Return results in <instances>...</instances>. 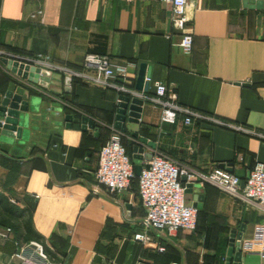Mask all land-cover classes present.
Wrapping results in <instances>:
<instances>
[{
  "label": "crops",
  "instance_id": "0c3cea01",
  "mask_svg": "<svg viewBox=\"0 0 264 264\" xmlns=\"http://www.w3.org/2000/svg\"><path fill=\"white\" fill-rule=\"evenodd\" d=\"M248 1L264 2L188 0L184 32L193 43L185 54L170 7L159 0H0V102L7 91L36 100L23 139L0 142V196L27 212L14 221L11 239L0 240V264H21L15 255L28 243L22 240L27 218L57 264H225L231 231L235 242L253 237L264 219L259 207L196 181L185 194L189 205L201 196L193 232H149L163 253L133 241L145 229L136 183L121 194L93 192L98 152L115 129L119 94L80 79L65 90L67 76L60 72L84 71L86 54L104 55L126 67L128 87L136 91L143 67L151 81L176 93L180 105L224 126L186 127L181 118L164 124L160 108L145 101L138 124H126L123 134L127 148L137 143L133 132L147 142L142 160L133 163L147 160L153 148L199 174L229 165L243 179L255 162L264 164V139L239 130L264 135V8ZM37 55L48 56L57 68L52 74L61 75L58 93L28 83L2 62L28 63ZM144 94L153 95L152 84ZM66 115L73 124L87 117L95 129L67 128ZM241 256L242 264H264L256 254Z\"/></svg>",
  "mask_w": 264,
  "mask_h": 264
},
{
  "label": "built area",
  "instance_id": "2783aa9c",
  "mask_svg": "<svg viewBox=\"0 0 264 264\" xmlns=\"http://www.w3.org/2000/svg\"><path fill=\"white\" fill-rule=\"evenodd\" d=\"M159 1L170 7L171 27L181 33L178 45L183 53L189 54L192 50L193 37L184 32L186 25L190 22L186 15L188 0ZM1 57L2 54L0 53ZM4 60L34 67L40 71L52 73L57 70L48 56L37 55L28 63L7 58ZM82 67L84 71L63 69L60 72L71 80L80 79L103 89L114 88L119 96L129 94L134 97L136 95L143 101H150L160 108V122L164 124H174L181 118L182 124L186 127L192 126L194 122H209L224 126V123L214 116L180 105L176 93L169 91L166 85L160 81H151L150 78L144 79L145 82L153 86L152 96L129 88L126 67L113 63L108 56L86 54L83 58ZM117 80L120 81V84H115ZM239 130L264 139V135L261 133L242 128ZM122 139L123 133L114 129L108 140L101 146L98 152L97 169L94 174L96 187L93 192L100 194L103 192L109 195L121 194L130 189L134 179L137 180V194L144 212L142 225L145 229L135 233L132 239L143 247L157 253L165 251V248L155 241L149 232L172 235L178 231L193 232L195 230L198 208L193 205H185V190L186 185H192L196 181L202 186L204 184L211 185L232 198L251 203L259 207L264 213L263 163L255 162L243 179L231 172L229 165H222L219 168L211 169L206 174H199L190 167L150 148L151 157L141 162L140 174L136 176L132 156L126 153ZM12 232L10 226L0 224V240H10ZM236 242L241 255L256 254L264 258V219L255 226L251 239ZM15 257L21 264H57L46 253L43 245L35 241L22 246Z\"/></svg>",
  "mask_w": 264,
  "mask_h": 264
},
{
  "label": "water",
  "instance_id": "95a60500",
  "mask_svg": "<svg viewBox=\"0 0 264 264\" xmlns=\"http://www.w3.org/2000/svg\"><path fill=\"white\" fill-rule=\"evenodd\" d=\"M248 3L251 5L254 4V7L258 9L264 8L263 1H248ZM2 62L7 64L12 73H16L18 76L22 77V79L27 80L28 83L37 85L38 87L48 91L56 92L50 88L52 87V84H54V87H56V85L59 86V81L62 80L61 77H54V74L49 71H40L37 68L24 66L22 64L19 65L16 62L11 63L10 61L8 62L4 59ZM145 78H149V76L145 75L142 67L138 73L135 83V90L137 92L143 91L144 93H147L149 83L144 81ZM71 82L72 80L70 78L63 79L65 90L71 85ZM118 100L113 127L124 134L127 130L126 124H138L142 106L145 101L129 94L120 95ZM35 104L36 100L29 97V95L15 94L12 91H7L5 93L3 100L0 102V142L11 144L14 140L21 141L23 139L29 128L28 112H31L32 109L36 110ZM58 112L59 109H53L52 113L55 114ZM63 121L65 122V126L67 128L81 129L82 131L95 129V122L87 117H82L79 123L73 124L72 116L66 115L63 117ZM132 137L137 140V143L132 149V158L136 161H140L142 160L141 154L143 153L142 146L147 144V142L145 139L139 138L138 134L135 132L132 133ZM148 146L152 147L153 144L148 143ZM146 157V159H150L151 155L148 154ZM140 170L141 165L135 163L134 172L136 176L140 174ZM182 181L184 182V179H182ZM192 192L193 185H186L185 194H191ZM200 202L201 196H198L193 206L200 209ZM237 245L238 243L235 242V233L234 231H231L229 235L225 264H242V256L240 251L237 249Z\"/></svg>",
  "mask_w": 264,
  "mask_h": 264
},
{
  "label": "trees",
  "instance_id": "16d2710c",
  "mask_svg": "<svg viewBox=\"0 0 264 264\" xmlns=\"http://www.w3.org/2000/svg\"><path fill=\"white\" fill-rule=\"evenodd\" d=\"M122 143L126 149V153L131 156V152L133 147H129L127 148V146L125 145L123 139H122ZM137 185V180L134 179L132 181V184ZM27 212L25 210H19L18 208L12 206L5 197L0 196V224L1 225H6V226H10L13 230L14 228V221H17L18 219L23 218L24 214H26ZM199 218H201L200 215V211H198V215H197V223H196V227L197 224L199 222ZM23 229H24V235L22 237V240L24 242H30V241H35V242H40L41 243V237L38 236L32 229L31 224L29 219L27 218L26 221L23 224ZM196 229V228H195ZM44 250L48 253V251L45 249Z\"/></svg>",
  "mask_w": 264,
  "mask_h": 264
},
{
  "label": "rangeland",
  "instance_id": "374dc122",
  "mask_svg": "<svg viewBox=\"0 0 264 264\" xmlns=\"http://www.w3.org/2000/svg\"><path fill=\"white\" fill-rule=\"evenodd\" d=\"M54 77L58 78V77H61V75L58 74V73H54ZM53 85L54 84H52V87L50 88L51 90H53V91H60L58 85H56V87H54ZM185 205H187V206L189 205V201L186 198H185Z\"/></svg>",
  "mask_w": 264,
  "mask_h": 264
}]
</instances>
